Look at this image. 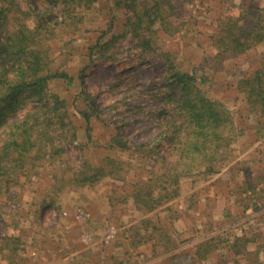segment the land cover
<instances>
[{
  "label": "rangeland",
  "instance_id": "rangeland-1",
  "mask_svg": "<svg viewBox=\"0 0 264 264\" xmlns=\"http://www.w3.org/2000/svg\"><path fill=\"white\" fill-rule=\"evenodd\" d=\"M114 1L96 0L88 9L76 7L69 13L60 2L14 0L8 12L10 28L23 24L31 30L38 20L37 12L43 8L51 12L50 30H41L35 48L43 52L44 72L65 73L70 81H49V91L65 102L66 113L63 125L50 117L52 143L40 140L43 149L38 151L36 146L24 157L10 150L7 173L0 174V247L7 243L3 238H10V246L17 248L12 255L9 248L0 250V264L10 260L40 264V247L49 261L59 257L66 264H150L146 258L137 259L135 253L146 257L152 249L155 257L162 254L155 264H241L238 258L245 254L253 260L256 256L257 263L264 264V194L235 193L241 182H258V187L264 184V116L248 112L237 89L242 78L263 67L264 42L231 57L220 54L211 39L225 16L244 14V29L249 31L258 22L257 14L264 10V0H193L185 9H176L170 19L180 27L178 33L156 35L157 46L171 54L177 71L193 74L208 97L223 102L237 131L217 174L204 182L198 180L194 187L189 178L182 179L188 182H182L181 194L151 213L136 210L131 201H122L121 179L107 177L93 186L72 180L83 170L84 162L99 165L106 156L131 165L125 174L128 181L139 174L144 178L150 162L143 152L134 151L154 142L161 131L155 125L138 122L142 116L132 108L161 105L162 100L151 97L146 89L167 75L163 59L150 53L138 61L135 42L127 36L116 44L114 61L89 62L90 44L99 38L104 43L112 34L125 32L126 12L114 7ZM130 86L135 87L134 95L128 90ZM82 91L98 111L90 119L88 133L80 115L87 108ZM31 109L33 103H28L11 120H20ZM123 132L131 150L108 149L109 139ZM5 139L0 130V146ZM154 169L159 171L158 166ZM127 186L125 192L129 191ZM239 196L244 200L235 207ZM243 203L248 208L242 212ZM147 221L151 225L143 224ZM153 224L162 230L169 228L168 247L157 239L133 245L135 231L149 236L146 232ZM239 238L254 239L238 251L244 255H237L232 247ZM210 239L221 241L203 258L195 255L196 246Z\"/></svg>",
  "mask_w": 264,
  "mask_h": 264
},
{
  "label": "trees",
  "instance_id": "trees-1",
  "mask_svg": "<svg viewBox=\"0 0 264 264\" xmlns=\"http://www.w3.org/2000/svg\"><path fill=\"white\" fill-rule=\"evenodd\" d=\"M42 1L60 2L65 7L64 10L69 13L76 7L88 9L96 2V0ZM192 1L115 0L114 7H122L126 12L125 32L118 35L112 34L104 43H101L99 38L96 43L88 47L89 62H94L96 59L112 62L116 53V44L129 36L135 42L133 48L138 61H144L145 57L151 53L163 59L164 66L167 68V75L158 79L161 80L159 82L155 80L150 83L146 89L151 97L162 100L161 105L157 104L153 109L140 106L132 108L137 115L142 116L138 122L143 121L161 128L154 142L148 145L143 144L134 151L143 152L146 160L150 162L151 166L148 167L146 176L143 178L139 174L134 180L128 181L125 174L130 171L131 165L127 161L106 156L99 165L84 162L83 170L79 174H74L72 179L82 186H93L107 177L113 180L121 179L124 185L128 184L129 189L125 192L123 185L122 201H131L136 210L144 213H151L176 199L181 194L182 182L186 181H181L182 179L189 178V184L194 187L199 183H197L198 180L204 182L217 174L226 161L227 153L225 152L229 150L237 131L233 117L223 102L208 97L193 74L177 71L175 64L172 63L171 54L157 46V34L172 36L179 32L180 27L170 19L176 9H185L186 4ZM13 7L14 0H0V130L6 138L0 146V174L2 175L7 173L6 168L11 159L10 150L13 149L19 157H24L36 146L40 147L38 151L43 149V144H39L38 141L44 139L52 143L53 137L49 136V129L52 127L50 117H54L57 123L63 125V117L66 113L65 102L49 91V81L54 79L70 81V77L65 73L44 72L41 66L44 60L43 52L35 48L39 43L37 39L41 36V30H50L48 20L51 18V12L49 13L46 8H43L42 12H37L38 20L33 30L23 24L10 28L7 19L8 12ZM263 12L264 10L257 14L258 22L252 25L249 31L244 29L247 25L244 14L225 16L219 31L211 37L219 53L233 57L253 44L263 43ZM109 31L110 28L107 33ZM244 32L249 33L244 36ZM83 74L84 69L79 73L80 78ZM237 89L243 96L248 112L255 116H264V65L242 78L238 82ZM128 90L132 95L136 92L135 87L132 86ZM81 95L84 96L87 108L85 111H80V115L87 124L88 133L91 132L90 119L96 116L98 111L90 104V99L83 91ZM28 103H33V110L27 111L18 121L11 120V116L17 115L19 111L22 112ZM108 144L107 148L110 150H131L124 132L111 137ZM155 166H158L159 171L155 172ZM248 191L254 195L264 194V184L258 187V182L256 184L250 181L241 182V186L236 188L235 193L242 195ZM243 200L239 196L235 200V207ZM246 204H240L242 212L248 208ZM143 224L151 225L149 221ZM148 230L146 233L150 237L145 236L147 234L143 235L144 233L137 229L132 236L135 239L133 245L137 246L141 242L157 239L156 241L162 246L168 247L167 243L171 241L168 236V227L162 230L153 224ZM127 231H123L122 234H126ZM145 237L148 238L145 239ZM253 240V238H239L232 247L237 255H244L240 252L249 243H253ZM2 241L7 243H2L0 250L4 247L9 248L11 255L17 251L15 245L10 246V238H3ZM220 241L210 239L201 242L195 248V255L203 258ZM253 259L245 254V257L238 258V261L241 264H258L257 257ZM8 264L16 263L10 260ZM21 264H23L22 261Z\"/></svg>",
  "mask_w": 264,
  "mask_h": 264
},
{
  "label": "crops",
  "instance_id": "crops-1",
  "mask_svg": "<svg viewBox=\"0 0 264 264\" xmlns=\"http://www.w3.org/2000/svg\"><path fill=\"white\" fill-rule=\"evenodd\" d=\"M151 245H153V244H151ZM42 249L43 248L40 247V249L38 250L39 253L37 254L38 255L37 260L41 259L40 264H62L63 263L62 260L59 257L57 258L56 261H55V258L54 257L53 258H50L51 261H49L48 258H45V257L42 256L43 253L45 252L44 250L42 251ZM154 251H155V249L154 250L152 249L150 256L147 255L146 257L144 255H142L141 253H139L138 251H136L135 254L137 255L136 256L137 259L145 261V258H146V261L145 262H149L150 264H155V262L161 261L162 254L159 255L158 257H155ZM50 254H52V253H50ZM150 257L151 258L154 257V258L151 259ZM63 264H66V263L64 262ZM157 264H159V263H157Z\"/></svg>",
  "mask_w": 264,
  "mask_h": 264
}]
</instances>
